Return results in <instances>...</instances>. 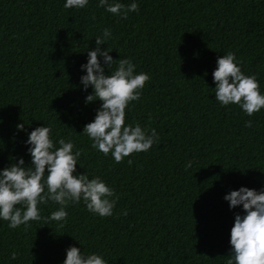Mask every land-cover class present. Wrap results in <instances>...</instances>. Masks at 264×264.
<instances>
[{"label": "trees", "instance_id": "trees-1", "mask_svg": "<svg viewBox=\"0 0 264 264\" xmlns=\"http://www.w3.org/2000/svg\"><path fill=\"white\" fill-rule=\"evenodd\" d=\"M116 2H135L139 12L122 19L99 0L82 9H65L66 0H0V171L19 158L32 166L25 142L47 126L56 147L63 138L82 150L74 175L99 177L119 197L109 217L81 200L66 207L63 222L44 219L60 207L52 201L38 205L42 219L27 230L0 219V264H63L70 246L106 264H226L235 215L244 211L225 195L264 190V108L248 116L239 105L222 106L212 75L217 58L233 52L264 95V0ZM106 28L111 36L100 48L150 76L125 125L159 136L122 163L82 133L102 102L85 103L93 89L84 90L81 65ZM100 60L106 74L118 64L108 69Z\"/></svg>", "mask_w": 264, "mask_h": 264}, {"label": "clouds", "instance_id": "clouds-1", "mask_svg": "<svg viewBox=\"0 0 264 264\" xmlns=\"http://www.w3.org/2000/svg\"><path fill=\"white\" fill-rule=\"evenodd\" d=\"M88 2L66 0L64 8L82 9ZM98 6L122 19H127L129 12H139V5L135 2L125 5L116 0H99ZM110 36V29H104L103 35L96 37V47L88 51L87 63L81 65L82 69H86V74L81 77L84 90L90 85L93 89L85 103L102 102L94 120L84 126L82 133L92 141L93 149L104 156L111 153L116 163H122L125 157L133 153L147 152L154 143L159 142V136L155 129L147 134L139 124L134 127L125 125L126 108L132 101L140 100L150 76L144 72L137 74L131 58L114 60L109 50H102L100 45L106 43ZM101 57L108 69L118 61L110 74L105 73ZM212 75L216 85L215 99L222 106L239 105L248 116L264 108V95L261 94L259 82L254 75L248 76L242 72L235 53L219 56ZM246 126L251 127L252 121H247ZM17 127L24 130L23 124ZM50 133V127L39 126L28 135L25 143L30 145L28 152L32 166L25 167L24 159L19 158L18 163L0 171V219L8 221L11 229L24 225L27 230L30 221H40L42 217L38 205L48 204L49 201L60 207L44 218L47 221H66V207L70 203L79 204L81 200L93 214L100 217L113 215L119 199L114 189L99 177L90 179L86 172L74 175L82 150L74 153V143L66 142L63 138L59 139V147H56ZM128 163L131 164L132 160ZM191 167L192 161H189L185 170ZM224 199L229 202L230 208L242 205L244 211L243 215H235L230 233L231 255L226 264H264V190L258 192L242 186L230 191ZM17 205H22L23 210ZM122 214L127 215V210H122ZM18 255L12 252L11 259H17ZM63 264H106V261L98 254L83 255L80 248L70 246Z\"/></svg>", "mask_w": 264, "mask_h": 264}]
</instances>
